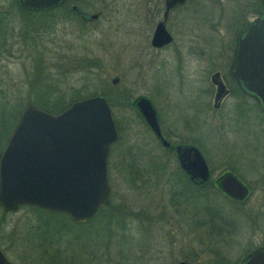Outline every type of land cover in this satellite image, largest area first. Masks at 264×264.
Returning a JSON list of instances; mask_svg holds the SVG:
<instances>
[{
  "label": "rangeland",
  "instance_id": "374dc122",
  "mask_svg": "<svg viewBox=\"0 0 264 264\" xmlns=\"http://www.w3.org/2000/svg\"><path fill=\"white\" fill-rule=\"evenodd\" d=\"M74 1L99 16L83 21L63 7L34 28L28 24L38 23L39 15L23 16L16 0H0V151L22 102L48 99L60 107L80 94L103 92L118 129L108 155L110 197L128 214L125 233L135 250L121 256L113 248L108 254L105 246L107 254L95 256L92 264H177L180 259L238 264L248 240H264V114L247 97V108L237 112L242 92L230 73L229 55L259 5L186 0L167 21L173 41L155 48L150 39L164 0ZM214 70L231 87L217 109L210 81ZM141 95L160 110L174 142H192L202 150L212 171L202 188L190 185L174 149H164L144 123L134 104ZM226 172L250 187L244 202L217 189ZM42 219L50 223L45 227ZM61 220L67 221L27 205L8 211L0 205V246L13 264H47L51 259L40 252V243H47ZM222 223L227 227H219ZM88 233L93 241L103 235L99 225ZM70 236L63 231L62 242ZM84 258L77 254L76 264H91Z\"/></svg>",
  "mask_w": 264,
  "mask_h": 264
},
{
  "label": "water",
  "instance_id": "95a60500",
  "mask_svg": "<svg viewBox=\"0 0 264 264\" xmlns=\"http://www.w3.org/2000/svg\"><path fill=\"white\" fill-rule=\"evenodd\" d=\"M63 1L21 0L30 9H47ZM183 1L165 0L164 18L172 5ZM73 7L86 20L96 19L100 14L99 11L85 12L77 5ZM172 38L164 19L160 20L151 43L161 46ZM232 73L264 110V0H260L256 16L238 37ZM118 80V76L112 78L113 83ZM211 80L217 85V106L227 88L219 71L212 74ZM134 104L156 136L169 146L151 100L141 95ZM117 139L112 110L103 92L76 99L58 112L27 101L0 154V205L8 211L21 204H32L64 212L75 222L86 221L110 200L108 155ZM171 147L190 180L200 184L209 179L207 160L197 145L173 144ZM218 185L235 199L242 198L247 191L232 172L224 173ZM0 264H13L1 246ZM177 264L191 263L180 259ZM241 264H264V245L250 250Z\"/></svg>",
  "mask_w": 264,
  "mask_h": 264
},
{
  "label": "trees",
  "instance_id": "16d2710c",
  "mask_svg": "<svg viewBox=\"0 0 264 264\" xmlns=\"http://www.w3.org/2000/svg\"><path fill=\"white\" fill-rule=\"evenodd\" d=\"M16 1L18 3L17 5L20 10V13L23 14V16L25 15V13L39 15L40 21H38V23L32 22V21L29 22V24L27 23L30 27L32 26L34 28H37V26H39L40 24H43V23L46 24L48 20H50V18L54 15V10L58 8L59 9L63 8L62 6L61 7L53 6L47 9H44V8L30 9L24 6L21 0H16ZM91 63L98 65V63H95V62H91ZM89 95H92V93L85 94V95L80 94L77 96V99L86 97ZM33 103L51 112H58L62 109L63 106L65 105L67 106V104L64 103L62 104V106L57 107L56 101L53 102L48 99H43V101L40 103L33 101ZM23 107H24V104L22 102L20 106V111L23 109ZM54 107L56 108L54 109ZM15 119L17 122V120L19 119V113L15 115ZM15 123L13 124V127ZM206 183L207 182H205L204 184ZM204 184L199 185V186H193V187L200 189L203 187ZM217 189L221 191V189L218 188V186H217ZM22 205L31 206L37 209L38 211H41V210L46 211L47 213L55 217L59 216V217H63L67 219V221L65 222L62 220L60 221V226L56 227V229H54L55 231L50 234V239L47 241V243L45 241H42L43 244L40 243L42 247L40 252L45 253L51 259L48 262H46L47 264H76L77 262H75V258L77 254H82V256L85 255L86 258H84V261L92 264L95 256H98V255L105 256L107 253L110 254V252H112L111 250L112 248L114 249L116 254L119 253L121 254V256H125V251L129 248L132 250L133 249L135 250L134 244L133 245L130 244L128 240L129 238L128 239L126 238V233H125L128 228L126 226L125 218L128 216V214L126 213L123 214L122 210L119 211L118 209L119 206L112 203L111 197L107 203L100 206L98 211L92 217H90L84 222H75L70 218L69 215L61 211H52V210L45 209V208L32 205V204H22ZM214 208L215 207L213 206L209 207L208 205L209 213H211L212 215L217 214V211ZM4 211H7V210H4ZM40 222L45 227L47 226L48 223H50V221H46L45 219H42ZM70 224L73 227H75L77 231H73ZM95 225L101 226L102 231H103V235L101 236V239L99 241H93L88 236L89 234L88 231L91 229V227L93 226L95 227ZM222 226H226V223H222L219 227H222ZM63 231H67L71 235L70 239L67 238L64 241V243L62 242V232ZM78 231H80V233ZM55 232L58 234H55ZM82 232L86 235L85 238H82V235H81ZM102 237L104 238L102 239ZM127 240H128L129 246H128V243H126ZM123 244L126 248L123 247ZM74 245L78 247L73 248ZM105 246L108 247L107 253L104 250ZM61 258H67L68 260L67 261L61 260ZM81 263L83 262L81 261Z\"/></svg>",
  "mask_w": 264,
  "mask_h": 264
},
{
  "label": "flooded vegetation",
  "instance_id": "af4514ba",
  "mask_svg": "<svg viewBox=\"0 0 264 264\" xmlns=\"http://www.w3.org/2000/svg\"><path fill=\"white\" fill-rule=\"evenodd\" d=\"M250 1H251V0H250ZM185 2H186V0L183 1V2H181V3H176V4L172 5V6L169 8V11H168V14H167L166 18H164V12H165V8H166V7H165V0H164L163 10H162V17L159 18V19L156 21V24H155V26H154V29H153L152 35H153V33H154V30H155V27H156L157 23H158L160 20H162V19H164L165 26H166V28H167V21H168V18H169V15H170L171 10L176 9V8L182 6ZM252 2L257 3L258 5H260V0H252ZM74 5H77L78 8H81L80 4H78V3H77L76 1H74V0H64L62 4L56 5L55 7H58V6H60V7H61V6H62V7H66V9L69 10V11H72V13H74L75 16H78V17H79L81 20H83V21H87L86 19H84V18L81 16V13L79 12V10H78V9H75V8L73 7ZM81 10H83V8H81ZM83 11H84V10H83ZM249 22H250V21H249ZM248 24H249V23H248ZM248 24H247V25H248ZM247 25H246V26H247ZM246 26H244V27L240 30V32H239V34H238V37H239L240 33L242 32V30H243ZM167 30L169 31L168 28H167ZM169 32H170V31H169ZM170 33H171V32H170ZM152 35H151V38H152ZM171 35L173 36L172 33H171ZM238 37H237V43H238ZM173 38H174V37H173ZM173 38L171 39V41H169L168 43L163 44V45H161V46H155V45H153V44L151 43V39H150V43H151V45H152L153 47H155V48H162V47H164L165 45L171 43V42L173 41ZM236 51H237V44H236L235 47L232 48V53H231L232 55H229V56H231V57H230V60H231V61H230V64H229V67H230V73H231V75H232V77H233V80H234L235 83H236V86H238V88H239V89L241 90V92H242V93L239 95V96H241V99H240V101L237 103L236 110H237V112L245 111V109L247 108L246 103H250L249 101L246 100V97H247V98L251 99V100L253 101L254 105L259 109V111H260L261 113L264 114V110H263V108L261 107V104H260L259 100H258L257 98H255L254 96L248 94V93H247V92L241 87V85L239 84V82L236 80L235 76H234L233 73H232V68H233V65H234V59H235ZM78 60H79V62H78V66H82V65H83L82 58H78ZM215 71H219L220 77H221V79L223 80V82H224V84H225V86H226V88H227V93L222 97L221 101L219 102V104H218L217 106H215V93H216L217 85H216L215 83H213V81L211 80V76H212V74H213ZM179 75H180L181 77H185V78H186V75H184L182 72H181V73L179 72ZM118 81H119V80H118ZM210 81H211L212 84L215 86L214 101H213V103H212V106H213L214 108L217 109V108H220V106H221V104H222V100L224 99V97L230 93V91H231V87H230V85H228V84L225 82V80L223 79L220 70H214V71L210 74ZM207 90H208V89H207ZM146 97H147V96H146ZM148 98L151 100V102H152V104H153V106H154V108H155L156 117H157V120H158L159 126H160V128H161L162 135H163V136L169 141L170 145H169V146L164 145V144L161 142V140L156 136V134L153 132V130L150 128V126L148 125V123H147L145 120H143V121H144V123L146 124V126L148 127V129L151 131V133L154 135V137L158 140V142L160 143V145H161L164 149H173V148L171 147V145H173L174 143H175V144H194V145H197V144H195V143L188 142V141H187V142H186V141H178V142H174V141H173V140L167 135V133H166V129L164 128L163 121H162V118H161V116H162L161 114H162V113L159 112L160 110L155 106V104L153 103L152 99H151L149 96H148ZM249 99H248V100H249ZM55 100H63V99H61V98H56ZM72 101H73V100H72ZM134 106H135V105H134ZM135 107H136V106H135ZM136 108H137V107H136ZM200 108H201V106H197V107H195L196 111H199ZM19 112L21 113V111H19ZM20 113H19V116H20ZM15 124H16V123H15ZM115 125H116V122H115ZM116 128H117V125H116ZM12 129H13V128H12ZM12 129L10 130V132L12 131ZM117 131H118V129H117ZM10 132H9L7 135H9ZM7 138H8V136H7ZM7 138H6V140H7ZM5 144H6V141H5L3 147H2V149H1V151H0V154H1V152H2V150H3V148H4V146H5ZM175 144H174V145H175ZM197 146H198V145H197ZM198 147H199V146H198ZM199 148H200V147H199ZM201 151H202V150H201ZM203 155H204V154H203ZM177 161H178V159H177ZM207 163H208V162H207ZM178 164H179V162H178ZM179 166H180V165H179ZM208 166H209V164H208ZM180 169L182 170L184 176L186 177V179L188 180V182L190 183L191 186H199V185H202V184H204L205 182H207L209 179H211L210 177H211V175H212V171H211V168H210V167H209V171H210L209 179H208L207 181L203 182V183H200V184L195 183V182H193L192 180H190V179L188 178L187 174H186V173L184 172V170L181 168V166H180ZM239 179H240V178H239ZM240 180H241V179H240ZM241 181H242V180H241ZM242 182H243V181H242ZM243 183H244V182H243ZM244 184H245V186H246V188H247V191H246V194H245L242 198H239V201H241V202H244V201H245V199L247 198V196H248V194H249V192H250V187H249L246 183H244ZM218 188H220V187H218ZM220 189H221V188H220ZM221 191H222L224 194H226L222 189H221ZM226 195L229 196L228 194H226ZM229 197H230V196H229ZM231 198H232V197H231ZM247 242H248L247 244H249L250 246H249L247 249H246V248L244 249L243 254H242V256L240 257V259H239V261H238V264H241L242 259L244 258V256H245L250 250L256 248L257 246L264 245V240H258V239H257V240H252V241L248 240Z\"/></svg>",
  "mask_w": 264,
  "mask_h": 264
}]
</instances>
